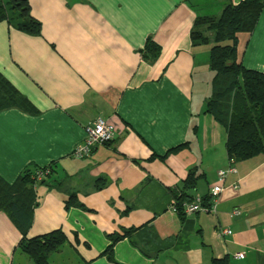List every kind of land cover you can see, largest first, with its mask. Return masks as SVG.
Listing matches in <instances>:
<instances>
[{
	"label": "crops",
	"instance_id": "crops-1",
	"mask_svg": "<svg viewBox=\"0 0 264 264\" xmlns=\"http://www.w3.org/2000/svg\"><path fill=\"white\" fill-rule=\"evenodd\" d=\"M240 1L28 0L39 35L0 22V75L30 106L0 111V179L51 168L25 231L64 233L47 264H264L263 155L233 162L213 214L169 210L189 170L197 181L187 194L209 204L229 165L226 130L205 113L210 45L192 44L190 31ZM148 39L159 48L153 61L142 56ZM236 61L264 73V4L253 30L237 34ZM97 118L113 140L74 158ZM70 195L79 206L65 207ZM131 229L103 254L108 236ZM21 238L0 212V264H33Z\"/></svg>",
	"mask_w": 264,
	"mask_h": 264
},
{
	"label": "trees",
	"instance_id": "trees-1",
	"mask_svg": "<svg viewBox=\"0 0 264 264\" xmlns=\"http://www.w3.org/2000/svg\"><path fill=\"white\" fill-rule=\"evenodd\" d=\"M263 4L264 0H241L237 5L226 4L218 17H197L190 31L192 44L210 45L208 67L213 73L212 93L205 104V113L225 128L226 154L233 162L264 156V73L245 69L236 61L237 34L253 30ZM3 21L28 35L40 34V23L31 16L28 0H0V22ZM158 53V46L148 39L143 58L153 61ZM10 107L30 110L28 101L0 75V111ZM182 147L167 153H175ZM45 169L49 170V174L36 181V171ZM50 175V167H29L12 184L0 179V212L7 214L21 232L18 248L33 264H47L49 254L66 241L61 230L34 238H26L25 235L36 203L34 187L44 183ZM196 181L193 170H189L184 193L173 198L172 204L178 210L175 214L185 216L179 212L180 206L192 201L187 192L194 190ZM202 202L208 205L206 200ZM70 206H79L74 195H70L65 203V207ZM132 232L135 230H124L121 234L108 236L109 245L103 254L110 258L114 244L128 238Z\"/></svg>",
	"mask_w": 264,
	"mask_h": 264
},
{
	"label": "built area",
	"instance_id": "built-area-1",
	"mask_svg": "<svg viewBox=\"0 0 264 264\" xmlns=\"http://www.w3.org/2000/svg\"><path fill=\"white\" fill-rule=\"evenodd\" d=\"M84 134L85 135L83 141L76 145L72 151V156L74 158H84L90 154L94 146L108 144L114 138L111 127L101 118L95 119L91 124L86 126ZM235 173L236 170L233 167V161H229L227 169L219 170L217 172L218 184L212 187L209 191L211 202L208 205H203V202L200 198L194 197L192 201L182 203L179 212L185 216L199 212L213 214L216 208L217 197L223 191V182L225 181L227 175ZM48 174V169L36 171L34 179L36 181H40L44 179ZM169 210L173 213H178L177 207L174 203L170 205ZM233 214L238 213L235 211ZM228 233L229 231L227 229L221 231L222 235H227ZM243 257V253L235 254V258L237 259H243Z\"/></svg>",
	"mask_w": 264,
	"mask_h": 264
}]
</instances>
